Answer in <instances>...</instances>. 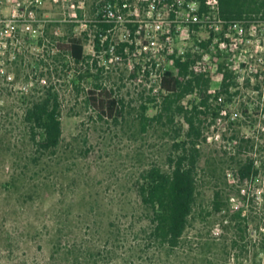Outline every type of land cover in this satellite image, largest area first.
Instances as JSON below:
<instances>
[{
    "label": "rangeland",
    "instance_id": "obj_1",
    "mask_svg": "<svg viewBox=\"0 0 264 264\" xmlns=\"http://www.w3.org/2000/svg\"><path fill=\"white\" fill-rule=\"evenodd\" d=\"M102 1L0 0V264H264V87L258 88L264 78V20L244 24L242 36H231L232 50L217 56L234 73V96H221L215 103L220 116L204 122L208 141L201 166L209 158L212 167L207 175L201 171L190 224L180 245L171 248L152 238L153 215L138 186L153 165L168 170L174 129L182 137L187 130L183 117L143 130L142 107L145 116L155 117L164 93L135 86L120 62L106 70L90 58L89 66L68 59L71 71H63L57 43L73 37L91 57ZM207 35H194L190 45ZM209 77L215 93L222 75ZM96 84L124 101L117 122L99 120L87 104ZM51 85L61 94L63 139L55 154H46L35 150L25 113L27 90L41 94ZM199 101L194 93L183 105ZM233 136L255 143L250 154L260 173L251 180L236 177ZM212 169L226 191L240 190L229 200L226 195L220 214L212 210Z\"/></svg>",
    "mask_w": 264,
    "mask_h": 264
},
{
    "label": "trees",
    "instance_id": "obj_2",
    "mask_svg": "<svg viewBox=\"0 0 264 264\" xmlns=\"http://www.w3.org/2000/svg\"><path fill=\"white\" fill-rule=\"evenodd\" d=\"M221 17L228 22H252L264 20V0H220ZM97 49H100L99 33L96 35ZM205 47L208 43L203 44ZM58 51L63 55V71H71L69 61L77 65L88 64L90 58L85 54L84 44L75 38H64L63 42L57 43ZM195 62L192 55L185 60H175L177 74L168 72L162 82L164 95L160 105V111L155 117H147V106H143L141 122L143 130H147L155 121L167 125L175 124L177 117H183L187 130L183 137L181 129L175 128V140L171 152L167 157L168 170L159 165H153L141 175L138 192L143 205L148 207L153 215L152 238L161 245L176 248L190 224L194 207L197 201L201 171L208 174L212 162L206 158L205 166H201L204 158L203 145L208 138L204 134V122L208 118L216 120L219 116V108L215 104L221 96L228 99L234 96L236 85L234 73L228 69L226 59L220 66L222 81L220 89L211 93V78L203 74L196 75L190 71L191 64ZM39 73L42 80L45 74ZM90 75L89 70H87ZM101 70L98 76L101 77ZM84 75L81 76L83 78ZM100 77L98 78L100 80ZM261 83V84H260ZM258 88L264 87V78L258 83ZM77 85L78 93L82 88ZM28 89V88H26ZM28 104L26 107L25 120L30 132V139L35 150L39 153L55 154L63 139V123L61 119L62 101L61 94L54 86H49L41 94L36 89L27 90ZM194 93L200 95L199 103L192 102L191 106L183 105L186 98ZM237 92H235L236 94ZM87 104L95 111L99 120L117 122L124 112L125 104L122 99L114 96L111 90L96 84L93 90L87 92ZM237 140V151L233 159L237 162L236 177L239 182L251 180L259 175L260 169L256 165L255 158L250 151L255 148L253 139L233 136ZM211 176L216 178L213 195V213L220 214L226 209L225 198L239 196L240 190L234 188L226 191L219 181L220 177L216 170H211ZM221 183V181H220Z\"/></svg>",
    "mask_w": 264,
    "mask_h": 264
},
{
    "label": "built area",
    "instance_id": "obj_3",
    "mask_svg": "<svg viewBox=\"0 0 264 264\" xmlns=\"http://www.w3.org/2000/svg\"><path fill=\"white\" fill-rule=\"evenodd\" d=\"M96 17L93 23L100 49L94 40L91 64L99 63L108 70L120 62L133 76L135 86L161 91L166 74L178 73L175 60H185L188 55L195 58L190 66L194 74L219 72L217 56L232 50V34L242 36L246 24L224 20L220 0H103ZM204 32L208 34L205 38L190 45L194 35ZM208 41L213 44L205 47Z\"/></svg>",
    "mask_w": 264,
    "mask_h": 264
}]
</instances>
